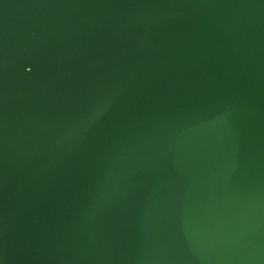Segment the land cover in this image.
I'll use <instances>...</instances> for the list:
<instances>
[{
  "label": "water",
  "instance_id": "95a60500",
  "mask_svg": "<svg viewBox=\"0 0 264 264\" xmlns=\"http://www.w3.org/2000/svg\"><path fill=\"white\" fill-rule=\"evenodd\" d=\"M0 264H264V0H0Z\"/></svg>",
  "mask_w": 264,
  "mask_h": 264
}]
</instances>
